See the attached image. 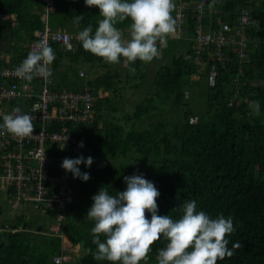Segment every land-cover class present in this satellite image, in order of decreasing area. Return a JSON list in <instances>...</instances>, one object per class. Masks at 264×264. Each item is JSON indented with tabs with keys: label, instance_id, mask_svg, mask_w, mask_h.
Here are the masks:
<instances>
[{
	"label": "trees",
	"instance_id": "obj_1",
	"mask_svg": "<svg viewBox=\"0 0 264 264\" xmlns=\"http://www.w3.org/2000/svg\"><path fill=\"white\" fill-rule=\"evenodd\" d=\"M55 1L56 10L50 15L52 28L78 34L91 25L95 32L102 19L98 8L86 7L85 2ZM41 8L42 0H0V36L10 30L7 32L14 38L21 39L13 27L23 21L27 22L28 42H35V31L43 28ZM243 9H248L258 23L247 31L249 61H241L235 52L227 49L224 61H212L208 53L204 65L199 67L193 62L194 42L189 41L186 53L172 58L174 68L166 65L156 74L152 94L143 101L134 96L139 101L133 105L115 103L118 98L124 99L121 93L125 89L136 94L143 88L139 84L115 86L114 81L121 75L120 63H106L85 51L80 41H76L72 51L52 44L55 60L51 71L59 88L73 91L83 88L78 81L85 80L79 72L80 64L86 65L90 75L100 68L105 70L89 83L96 93L99 88L103 90V96L94 106L93 120L75 130L78 135H86L87 142L82 148L65 149V153L76 157L93 158L90 167L85 164L79 167L81 173H89L90 179L84 182L75 178L70 183L72 196L63 220L56 219L59 212L56 208L47 212L37 210L56 219L47 232L44 227L35 229L32 222L22 217L10 225H0V264H54V256L62 253L69 257L77 247L87 253L76 256V260L68 258L63 264H111L93 257L94 221L88 219L87 212L93 203L91 198L101 187L115 195L126 190L124 177L133 175H143L160 192L159 215L179 219L180 207L194 200L197 211H204L212 218L220 215L232 218L236 230L226 236L228 248L232 249L236 242L242 247L217 264H264V0H258L257 5L247 0H210L204 25L211 30L218 27L214 19L217 10L223 21L236 24ZM78 15L85 17L79 25L74 23ZM188 21L193 34L196 25L193 15ZM130 24L129 18L116 27L125 36ZM16 45L19 51L15 64L20 65L31 51L22 47L21 42ZM141 62L136 60L130 65L134 63L140 72ZM213 66L218 75L211 82ZM68 71L74 76L70 77ZM196 77L203 80L200 84L204 99L199 107L191 105L184 95L189 81ZM253 101L259 102L258 115L250 107ZM169 107L173 108L168 115ZM7 193L13 198L11 186ZM2 214L0 199V217ZM146 216L151 218L149 213ZM57 224L64 226L60 232L52 231L51 227ZM100 239L103 242L105 237L101 235ZM166 243L163 237L155 242L147 259L140 264H158L157 250Z\"/></svg>",
	"mask_w": 264,
	"mask_h": 264
},
{
	"label": "clouds",
	"instance_id": "obj_2",
	"mask_svg": "<svg viewBox=\"0 0 264 264\" xmlns=\"http://www.w3.org/2000/svg\"><path fill=\"white\" fill-rule=\"evenodd\" d=\"M86 7L98 8L102 19L93 33V27L83 28L77 38L85 51L102 58L106 63H120L121 58L128 63L140 60L151 62L160 55L157 42L166 46V38L175 33L172 11L173 0H84ZM211 7V5H210ZM74 18V23L84 19ZM131 20L128 26L130 39H124V31L116 25ZM55 60V52L46 41L36 45L15 69L21 78L31 81L34 77L47 79L52 76L49 67ZM134 70V69H133ZM186 95V92H185ZM186 98V97H185ZM255 114H259L258 101L250 104ZM0 129L16 137H28L34 133L33 117L15 108L11 114L2 115ZM83 142L79 147H83ZM93 158L83 156L76 159L65 158L61 167L84 182L90 179L87 172L81 173L79 165L90 167ZM127 185L123 192L109 194L101 187L91 199L87 212L94 221L91 229L92 243L96 245L93 257L111 264H140L146 260L151 246L162 237L166 246L157 250L158 264H217L234 255V250L242 245L236 242L228 248L231 235L236 229L231 217L223 215L210 217L204 211H197L193 201L185 202L180 211L182 216L173 219L170 215H159L157 199L160 192L143 175L124 177ZM146 213L151 218L148 219ZM105 237L102 242L100 236ZM91 252V249L89 250Z\"/></svg>",
	"mask_w": 264,
	"mask_h": 264
},
{
	"label": "built area",
	"instance_id": "obj_3",
	"mask_svg": "<svg viewBox=\"0 0 264 264\" xmlns=\"http://www.w3.org/2000/svg\"><path fill=\"white\" fill-rule=\"evenodd\" d=\"M209 2L210 0H173L175 7L171 15L177 32L174 39L183 37V26L188 24L193 15L196 22L192 37L193 62L197 66L204 65L208 53L212 61H224L227 49L235 52L241 61H249L247 31L258 25L251 12L243 9L236 24H231L223 21L220 12L215 11L214 19L218 27L206 29L204 18ZM42 3L43 28L36 32L37 40L29 46L30 51L35 50L41 41H46L50 47L58 44L66 51H72L76 41H79L77 35L55 30L49 24V17L56 10V1L42 0ZM157 47L160 51L158 57H163V47L159 42ZM17 67L18 65L0 66V124L3 123V114H11L15 108H20L33 117L35 130L32 135L21 138L0 129L2 175L14 191L12 201L17 209L29 206L47 212L56 208L59 210L55 215L56 219L63 220L72 196L70 183L75 178L61 167L62 161L65 158H79L65 153V149H78L81 148V142L83 145L87 142L86 135H78L75 130L93 120L98 95L89 85L80 91L59 88L52 76L47 79L34 77L31 81L26 80L17 75ZM49 67L52 68L51 65ZM80 75L86 76L84 71ZM210 75L213 82L218 75L215 66L210 70ZM63 226L64 224H57L51 230L60 232ZM68 258L60 253L53 257V262L63 264Z\"/></svg>",
	"mask_w": 264,
	"mask_h": 264
},
{
	"label": "crops",
	"instance_id": "obj_4",
	"mask_svg": "<svg viewBox=\"0 0 264 264\" xmlns=\"http://www.w3.org/2000/svg\"><path fill=\"white\" fill-rule=\"evenodd\" d=\"M74 3H78V2H74ZM39 12H41L40 14L42 16L43 3H42L41 11H39ZM50 17H49V24H50V21H51ZM21 25H20L19 22H16L14 24V27H13L15 31H18L20 33L21 39L20 38H17V37L14 38V36L11 35L12 34L11 32H7V31H10V30L3 31V33H2L3 36L2 37L0 36V40H1L0 41V66L1 67H3V66H15V65H17V64H15V62H16L17 53H18L19 50H18V47L16 45V42H21V46L22 47L25 46L26 48H29V46L33 43V42H30V41L28 42V33H27V30H26L27 22H23L22 21ZM51 25H52V23H51ZM53 29H55V28H53ZM57 29L62 30L60 27H57L55 30H57ZM183 31H184L183 37L181 39H179V40L174 39V35H175V33H177L176 30H175L174 35H170V36H168L166 38V46L163 47V50L161 51L162 56H164V60L166 59V55L167 54L172 55L173 57H175V56L177 57L181 53L182 54L186 53V51H187L186 44L187 43L189 44V41H192L193 34H190V31H189V28H188V24L183 26ZM36 32L37 31H35V33H34L35 36H36ZM63 32H65V31H63ZM66 33H69V32H66ZM125 33L126 34L124 36V39H130L131 37H130V33L128 31V28L126 29ZM70 34H73V33H70ZM73 35H77V34H73ZM24 40H26V41L23 42ZM187 58H188V56H187ZM153 61H154V59L151 62H143L142 61L141 62V65H140V69L141 70L139 72V71H137L134 68V63H132V65H130L131 63L126 62L124 60V58H123V60H121V62H120V68L122 69L121 70V75H120L119 78H117L118 81H116V80L114 81L115 86L118 88V86L123 85L122 82L124 80H125V83H127L128 80L132 79L130 77V74H133L134 72H136L138 74L141 73V72H144V73H147L148 74V71L146 69L149 68L151 70L150 71V73H151V76L150 77H152V78H150L151 83L149 84V89H151L152 88V84H153L152 81L154 79V76H156L157 73H161L163 71V69L165 68V66L168 65V64H166L164 66L163 65H161V66L160 65L154 66V62ZM144 69L146 70V72L144 71ZM99 70L100 71H98L94 75H90V74H88V72L86 71V69L84 67L80 68L79 72L80 71H84L85 74H86V76L84 77V78H86L85 80L84 79L83 80L82 79L81 80H78V81L82 82L83 88L86 85H89L90 87H92L89 83L95 81V79L100 74H103L104 71H105L104 68H100ZM147 80H148V83H149V77L147 78ZM194 81L197 83L198 82V79L197 78H194ZM199 82H200V80H199ZM199 87L202 88L201 84H200ZM199 91H201V90H199ZM186 93H187V91H186ZM96 95H98V99L103 96V90H102V88H99L97 90ZM109 96L112 97V94L109 95ZM134 96H135L134 93H127V94H125L126 99H124L125 100L124 105L126 106L129 103L131 104V103H134L136 101H139V100L134 99ZM138 99H140V98H138ZM128 100H131V101L128 102V103H126ZM80 250H81V248L80 247H77L76 250L74 251V253H76L77 255H79ZM69 259L73 260L70 256H69Z\"/></svg>",
	"mask_w": 264,
	"mask_h": 264
},
{
	"label": "rangeland",
	"instance_id": "obj_5",
	"mask_svg": "<svg viewBox=\"0 0 264 264\" xmlns=\"http://www.w3.org/2000/svg\"><path fill=\"white\" fill-rule=\"evenodd\" d=\"M247 2L257 5L258 0H247ZM171 58H173V56L169 55V54L166 55V59L165 60H164V56L163 57H156V58H154V61H153L154 62V66H156V65H160V66L163 65L164 66V65L168 64L167 66L169 68H174V60H172ZM82 67L85 68V65L84 64L83 65L80 64L79 68H82ZM145 69H144V71L146 72V70H147L148 74L144 73V72L143 73L141 72L139 74L134 72L133 74H130V77L132 79L128 80L127 83H125V80L122 82L123 84H125L127 86L132 85V84L133 85L139 84L140 86L141 85L143 86L141 93H136L135 94L136 97L140 98V101H143L142 99L147 97L148 94H152L150 92V91H152L151 90L152 88L149 89V84L151 83L150 78H152V77H150L151 76V73H150L151 70L149 68L146 69V70ZM75 72H78V70L76 69ZM68 74L70 75V77L74 76L72 71H68ZM145 74H146V76H145ZM143 75H144V77H143ZM148 77H149V83H148V80H147ZM154 78H155V76H154ZM185 78L187 80L188 76H185ZM196 78L198 79L197 83L193 79L192 80L193 82L189 81L190 83L188 84V86H186V89H188V91L186 93V95H187V99L186 100H189L188 102L191 105H193L194 107H197V106L199 107V106L203 105L204 93L202 95L201 91H203V90H202V88L199 87L200 86L199 78L198 77H196ZM116 81H118V80H116ZM200 81H203V80H200ZM183 86H185V85H183ZM128 90L129 89H125L123 91L124 93L122 92V94L124 96V99H126L125 94L128 93ZM199 90H201V91H199ZM145 92H147V93H145ZM184 95H185V92H184ZM136 97H135V99L138 100ZM124 99L123 100L122 99H117L118 101H115V103H118L121 106H123L124 103H125ZM130 101L131 100H128L126 103H128ZM129 104H127V105H129ZM171 108H173V107H169L168 108V111H167L168 115L171 113L169 111V109H171ZM120 112H121V110H119V113ZM0 166H1V162H0ZM9 186H10V184L5 179L4 175L1 174V167H0V199H1V206L3 207V214L0 217V225L1 226L10 225L14 220L16 221L18 218H21V217L26 219L28 222H32V225L36 226L35 229L39 228V230H40V228L44 227V230H46V232L48 231L50 225L56 224V219L53 216H50V215H47V214H41V211L34 210L31 207H25L24 209H21V210L17 209L15 207V205L13 204V201H12L13 198H10V196L7 193L9 191ZM43 240H46V239L44 238ZM86 253H87V250H85L84 248L81 247L79 255L81 256V255H84ZM79 255H77L76 253L74 255H70L69 254V256L73 260H76L77 259L76 256H79Z\"/></svg>",
	"mask_w": 264,
	"mask_h": 264
},
{
	"label": "bare ground",
	"instance_id": "obj_6",
	"mask_svg": "<svg viewBox=\"0 0 264 264\" xmlns=\"http://www.w3.org/2000/svg\"><path fill=\"white\" fill-rule=\"evenodd\" d=\"M86 66V65H85ZM86 68V67H85ZM86 79V78H85Z\"/></svg>",
	"mask_w": 264,
	"mask_h": 264
}]
</instances>
